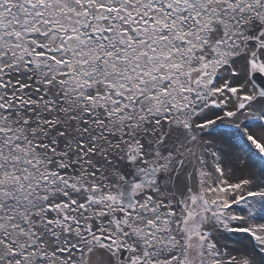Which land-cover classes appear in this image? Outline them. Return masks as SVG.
Here are the masks:
<instances>
[{"label": "snow or ice", "instance_id": "obj_1", "mask_svg": "<svg viewBox=\"0 0 264 264\" xmlns=\"http://www.w3.org/2000/svg\"><path fill=\"white\" fill-rule=\"evenodd\" d=\"M0 264H264V0H0Z\"/></svg>", "mask_w": 264, "mask_h": 264}]
</instances>
